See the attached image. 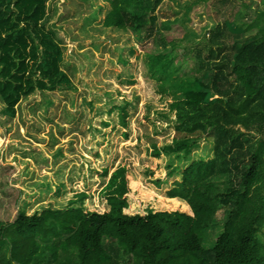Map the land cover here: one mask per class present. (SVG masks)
Here are the masks:
<instances>
[{"label":"trees","instance_id":"trees-1","mask_svg":"<svg viewBox=\"0 0 264 264\" xmlns=\"http://www.w3.org/2000/svg\"><path fill=\"white\" fill-rule=\"evenodd\" d=\"M103 1L110 6L104 27L153 39L142 45L146 74L176 114L171 143L152 147L155 158L177 159L167 165V176L179 177L168 192L170 207L130 212L127 168L119 167L104 189L107 212L84 211L81 192L65 207L30 215L20 209L12 222L0 220V264H264V0L254 3L260 10L250 0H190L211 7L213 21L198 46L182 45L181 54L188 34L159 21L162 0ZM47 3L0 0L6 116L36 91L73 87L56 33L43 24ZM119 109L125 126L128 114ZM202 140L211 143L212 157L192 159ZM215 229L205 248L202 233Z\"/></svg>","mask_w":264,"mask_h":264},{"label":"rangeland","instance_id":"rangeland-1","mask_svg":"<svg viewBox=\"0 0 264 264\" xmlns=\"http://www.w3.org/2000/svg\"><path fill=\"white\" fill-rule=\"evenodd\" d=\"M160 7L159 21L171 20L188 34L179 54L182 45L198 46L213 21L210 6L205 10L190 0H162ZM109 9L103 0H48L43 24L56 33L61 68L73 87L36 91L20 101L13 117L0 112L1 221L12 222L20 209L30 215L48 205L65 207L81 192L87 194L84 211L107 212L104 189L119 167L127 168L130 212L169 209L168 192L179 177H168L167 165H177V159L165 153L155 158L152 147L171 143L176 114L171 98L161 96L146 74L142 45L153 39L137 41L130 31L104 27ZM120 106L128 114L125 126ZM3 107L0 100V111ZM210 149L202 140L191 157L211 158ZM218 219L220 225L222 211ZM217 233H202L205 248L212 246L208 235ZM260 235L264 242V231Z\"/></svg>","mask_w":264,"mask_h":264}]
</instances>
